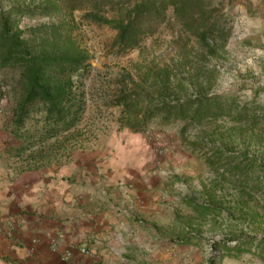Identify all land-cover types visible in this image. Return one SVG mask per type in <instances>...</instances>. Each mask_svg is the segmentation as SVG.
<instances>
[{
  "label": "rangeland",
  "instance_id": "374dc122",
  "mask_svg": "<svg viewBox=\"0 0 264 264\" xmlns=\"http://www.w3.org/2000/svg\"><path fill=\"white\" fill-rule=\"evenodd\" d=\"M67 2L0 0V206L42 192L52 211L78 210L91 188L117 207L135 194L137 224L157 231L142 243L170 244L150 264H264V0H165L131 49L113 22L133 5L90 23L88 0ZM13 39L31 56L83 58L71 133L54 136L60 122L39 104L18 121Z\"/></svg>",
  "mask_w": 264,
  "mask_h": 264
},
{
  "label": "crops",
  "instance_id": "0c3cea01",
  "mask_svg": "<svg viewBox=\"0 0 264 264\" xmlns=\"http://www.w3.org/2000/svg\"><path fill=\"white\" fill-rule=\"evenodd\" d=\"M58 171L60 168L56 171L59 177ZM134 195L125 193V200L116 207L119 199L115 195L99 198L90 188L79 200L82 208L60 209L57 204L55 211L48 207L49 197L42 192L36 198L30 197L25 209L21 204L16 207L10 198L7 207L0 206V264H150L153 248L158 253L155 259L162 260L161 248L170 244L142 243L143 233L157 231L154 224L147 228L137 224L143 219V211ZM86 202L88 205L83 207ZM108 207L113 211L106 210ZM127 238L140 243L130 244ZM146 239L153 242L150 236ZM134 246L141 256L135 255ZM83 248L86 253L81 254ZM70 252L74 255L68 260L66 254ZM223 264L232 262L223 260Z\"/></svg>",
  "mask_w": 264,
  "mask_h": 264
},
{
  "label": "trees",
  "instance_id": "16d2710c",
  "mask_svg": "<svg viewBox=\"0 0 264 264\" xmlns=\"http://www.w3.org/2000/svg\"><path fill=\"white\" fill-rule=\"evenodd\" d=\"M83 0H68L70 10H77ZM88 14L90 23H105L102 14L107 7L113 5H128L130 10L118 12V18L113 23L117 30L118 42L121 48L131 49L145 32L147 25L153 19L157 20L166 9L165 0H88ZM121 3V4H120ZM122 9V8H121ZM12 40V39H11ZM12 45L18 47L13 39ZM20 45V44H19ZM18 47L16 64L20 69L23 82L22 100L17 106L18 121L21 122L33 105H42L49 116L55 115L54 122L59 123L60 129L53 132L59 137L75 130L85 112L83 93L75 90L73 80L76 73L84 70L83 58L71 57L68 52L60 57L31 56L22 53ZM12 53V51H10ZM60 132V133H59ZM51 131L47 133L49 138ZM52 135V136H53Z\"/></svg>",
  "mask_w": 264,
  "mask_h": 264
}]
</instances>
